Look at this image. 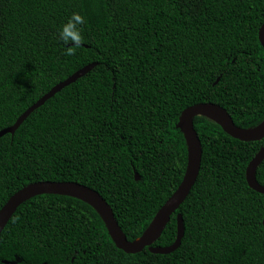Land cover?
<instances>
[{"label":"trees","instance_id":"obj_1","mask_svg":"<svg viewBox=\"0 0 264 264\" xmlns=\"http://www.w3.org/2000/svg\"><path fill=\"white\" fill-rule=\"evenodd\" d=\"M73 12L85 43L67 56L58 33ZM262 23L264 0H0V130L95 64L0 137V208L27 184L76 182L102 196L127 240L140 237L184 175L185 108L217 104L244 129L263 121ZM193 125L197 179L153 243L174 242L179 213L176 250L125 253L89 204L41 194L2 230L0 264H264V195L245 177L264 138L240 141L202 115Z\"/></svg>","mask_w":264,"mask_h":264},{"label":"water","instance_id":"obj_2","mask_svg":"<svg viewBox=\"0 0 264 264\" xmlns=\"http://www.w3.org/2000/svg\"><path fill=\"white\" fill-rule=\"evenodd\" d=\"M258 39L264 48V23L258 29ZM95 64H89L77 70L65 80L52 87L46 94L39 98L33 105L27 108L9 127L0 130V137L5 134L13 135L15 130L27 118V116L42 105L47 99L51 98L64 86L74 82L78 78L89 72ZM206 116L216 121L222 129L240 141L254 142L264 138V119L250 129L237 127L227 111L214 103H198L185 108L178 120L177 127L181 130L187 146V163L181 182L175 191L168 197L157 211L153 220L142 233V235L132 241L127 240L126 236L118 226L111 207L102 196L91 188L76 182L60 181H38L27 184L20 190L11 195L4 205L0 208V234L16 209L28 199L41 194H59L77 198L89 204L99 214L107 232L116 247L125 253L135 254L147 248L149 252L155 254H169L176 250L181 242L184 233L183 220L179 213L176 214V238L174 242L165 247L153 246V243L160 237L163 229L168 223L170 216L176 212L184 202L192 189L200 169L202 146L198 135L194 129L193 119L196 116ZM264 159V146L248 163L245 170V177L248 186L256 192L264 195V186L256 181V169ZM138 179V175L135 174ZM264 227V221H263Z\"/></svg>","mask_w":264,"mask_h":264},{"label":"clouds","instance_id":"obj_3","mask_svg":"<svg viewBox=\"0 0 264 264\" xmlns=\"http://www.w3.org/2000/svg\"><path fill=\"white\" fill-rule=\"evenodd\" d=\"M86 23L87 21L81 13L73 12L67 22L61 26L58 35L65 45L64 55H75L76 50L85 43L82 35V26ZM15 219H19V217Z\"/></svg>","mask_w":264,"mask_h":264}]
</instances>
